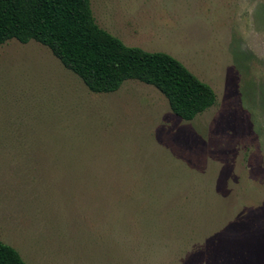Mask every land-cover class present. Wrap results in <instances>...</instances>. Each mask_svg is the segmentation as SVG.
Returning <instances> with one entry per match:
<instances>
[{"label": "rangeland", "instance_id": "rangeland-1", "mask_svg": "<svg viewBox=\"0 0 264 264\" xmlns=\"http://www.w3.org/2000/svg\"><path fill=\"white\" fill-rule=\"evenodd\" d=\"M97 26L215 93L96 94L46 47H0V242L25 264H264V0H90Z\"/></svg>", "mask_w": 264, "mask_h": 264}, {"label": "trees", "instance_id": "trees-1", "mask_svg": "<svg viewBox=\"0 0 264 264\" xmlns=\"http://www.w3.org/2000/svg\"><path fill=\"white\" fill-rule=\"evenodd\" d=\"M46 47L92 93H113L127 80L158 90L171 112L191 121L215 104V93L166 53L128 47L100 29L90 0H0V47L9 40ZM0 264H25L0 242Z\"/></svg>", "mask_w": 264, "mask_h": 264}]
</instances>
